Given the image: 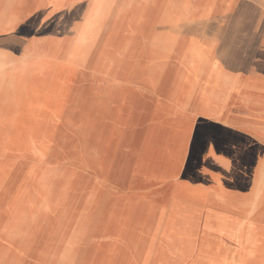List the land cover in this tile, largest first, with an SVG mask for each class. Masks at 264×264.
Returning a JSON list of instances; mask_svg holds the SVG:
<instances>
[{"label":"rangeland","instance_id":"374dc122","mask_svg":"<svg viewBox=\"0 0 264 264\" xmlns=\"http://www.w3.org/2000/svg\"><path fill=\"white\" fill-rule=\"evenodd\" d=\"M80 1L42 0L45 5L43 10L40 7L39 10L24 11L21 10V0H10L7 2L9 5L0 3V53L12 62L29 60L37 67L56 62L64 42L77 28L82 15L86 17L83 19L88 34L92 36L100 29L89 44L87 55L81 57L84 63L78 69L75 81L77 98L65 116L56 121L55 136L47 138V135L31 132L25 155L9 151L5 157H0L7 161V174L0 183V264H55L58 261V257H55L57 249L65 244L69 204L73 198L79 200L80 195L93 188L94 184L100 189L103 204L107 201L117 203L121 210L138 207L148 197L160 193L163 184L141 186L135 183L132 176L139 159L140 145L143 144L139 135L137 139V134H143L150 127L148 113L156 109L159 102L173 101L171 92L165 88L169 83H177L176 86L181 88L190 82L195 83L192 98L184 100L180 112L182 120L191 125V131L203 126L200 101L209 99L210 108L216 106L222 110L223 122L259 151L263 163L254 177L249 179L250 195L237 209H231V213L246 223H264V0H224L225 5L215 7V10H196V13L189 10L191 16H197L199 21L192 24L193 20H190L188 30L185 32L186 27L182 29L181 34L185 33L186 40L190 42H185L183 46L178 44L174 51L162 46L156 53L164 55L169 50L166 62L156 67L162 81H167L166 86L158 87L152 97L144 94L141 101L133 103L131 123L125 127L129 137L118 147L117 155L105 171L97 169L96 174L90 175H85L88 169L86 163L97 156V148L92 143L93 128L85 126V117L90 110L92 114H98L104 103L111 101L116 93L129 94L128 79L134 70V61L137 59L138 67H142L166 10H157L147 34L139 44L151 12L143 10V19L130 30L127 44L116 48L112 44L105 45L109 31L114 24H123L134 10H117L107 20L101 17L97 25H92L90 14H82V10L74 9ZM106 1L112 4L116 0ZM171 2L175 4V0ZM230 2L233 5L240 2L252 5V10H248L249 15L253 19L257 16V19L251 28L241 31L235 50L227 57L226 46L233 32L234 18L240 12L226 8ZM68 6L71 10H65ZM209 16L211 22L209 18L202 40L204 53L201 56L187 55L193 33L203 28V22ZM198 59L197 68L195 61ZM180 68L182 74L173 76L172 72L177 73ZM13 77L0 84V125L5 122L0 131V154L20 117L21 108L13 107L12 103L15 99ZM163 118L169 122L178 119V115L166 114ZM34 120L30 116L23 120L28 131H31ZM227 161L214 160L210 164V169L218 177L217 189L234 179ZM193 176L186 174L184 180L193 179ZM15 183L21 186L20 194L23 195L17 203L9 205L7 195ZM36 189L40 190L41 195L33 202L29 213L18 220L23 213L24 202ZM59 197L61 204L57 212L44 215L48 202ZM226 202L227 198L219 191H208L207 209L227 212ZM100 214L99 205L82 233L81 243L65 257L69 264H82L87 249L99 241V237L91 233L99 223ZM63 218L66 221L59 222ZM157 220H162L159 215L154 216L149 225H136L130 251L133 261L135 257L139 258L136 247H144L158 224ZM217 255L212 254V258Z\"/></svg>","mask_w":264,"mask_h":264},{"label":"bare ground","instance_id":"6f19581e","mask_svg":"<svg viewBox=\"0 0 264 264\" xmlns=\"http://www.w3.org/2000/svg\"><path fill=\"white\" fill-rule=\"evenodd\" d=\"M8 1L10 0H0V3L7 4ZM132 1L136 0H116L112 4H108L106 0H88L82 14H90V22L97 25L101 17L107 20L117 10H128L127 6ZM223 1L175 0L173 4L171 0H160L157 9L149 12L146 31L140 36L139 44L141 38L147 34L157 10H166L142 67H138L137 59L134 61V70L128 79L129 94L116 93L111 101L104 103L100 113L94 115L90 110L85 117V126L93 128L90 130L92 143L97 148V156L87 160L88 169L85 175L95 174L97 169L105 171L115 158L118 147L129 137L125 127L131 123L133 103L141 101L144 94L152 97L158 87L164 84L166 86L167 81H162L156 67L166 62L169 50L175 49L178 44L183 46L185 42H190L189 39L186 40L185 33L181 34L182 29L186 27L185 32L188 30L190 20H193L192 24L199 21L197 16H191L189 10H194V13L196 10H215V7L225 5ZM30 3H35V10L45 7L42 0H21V10H30ZM226 8L240 10L235 15L233 32L226 46L229 57L235 50L241 31L251 28L257 16L251 18L248 10H252V5L242 2L236 5L230 2ZM133 10L123 24H114L107 36L106 46L112 44L121 48L127 44L130 30L137 27L143 19V10L139 7ZM83 18L86 19L81 16L80 23L64 42L59 58L54 63H43L37 67L33 62H28L29 60L23 63L9 61V57L6 58L5 54L0 53V84L14 75L15 99L12 103L13 107L21 108L20 117L10 138L3 145L1 158L9 151H15L16 155H25L31 132L47 135V138L54 137L57 131L56 121L64 117L65 112L74 105L77 98L75 81L78 69L84 63L81 57L87 55L89 44L100 32L98 28L92 36L88 34ZM209 18L210 16L204 20L205 25L201 30L193 33L187 55L201 56L204 53L202 40ZM162 46L168 47V52L164 55L156 54ZM198 62L199 59L195 61L197 68ZM181 69L177 73L172 72L173 76L179 77L182 74ZM176 84L169 83L165 87L171 92L173 101L159 102L156 109L148 113L150 127L143 134H137V139L139 135L143 144L140 145L133 180L141 186L161 183L164 186L160 193L148 197L138 207L124 210L117 203L111 204L107 201L103 204L96 184L82 193L79 200L73 198L66 214L69 218L65 229V244L58 247L55 255L58 261L55 264H69L65 257L81 243L82 233L87 229L99 205L101 219L94 229L99 241L87 249L86 259L82 264H264V223H246L231 213V209H237L249 197V179L261 167L262 156L250 142L223 122L222 110L216 106L209 107V99L200 101L203 126L191 131V125L182 120L180 112L184 100L187 97L192 98L195 83L190 82L183 88ZM166 114H176L178 119L167 122L163 118ZM28 116L35 118L31 131H28L23 122ZM4 124L5 122L0 125V131ZM214 160H228L234 176L231 182L222 184L221 189H217L218 177L210 169ZM189 173L195 177L184 180L186 174L190 176ZM6 174L7 161L0 159V183ZM17 187L18 190L15 191ZM10 189L7 195L9 205L17 203L23 195L20 194L21 186L16 183ZM210 190L219 191L227 198V212L207 209ZM32 194L24 202L23 213L18 220L29 213L41 192L36 189ZM60 204V197L50 200L44 215L56 213ZM156 214L164 220V225L161 226V220H157L158 224L144 247H136L139 258L135 257L133 261L130 251L134 243L132 238L135 227L141 223L149 225ZM65 221L66 218L59 220ZM214 253L218 255L212 258Z\"/></svg>","mask_w":264,"mask_h":264},{"label":"crops","instance_id":"0c3cea01","mask_svg":"<svg viewBox=\"0 0 264 264\" xmlns=\"http://www.w3.org/2000/svg\"><path fill=\"white\" fill-rule=\"evenodd\" d=\"M30 1H32V0H30ZM88 2V0H81L80 2H79V4L78 5H75V10H84V7H85V5H86V3ZM159 3H160V0H136V1H132L128 6H127V8H128V10H133L134 8H136V7H139L141 10H156L157 9V7H158V5H159ZM30 4H32V8L30 9V10H35V3L33 4V3H30ZM232 7H234V6H232ZM44 8H42V10H43ZM65 10H71V7L70 6H68L67 7V9H65ZM125 143V142H124ZM123 143V144H124ZM119 149V148H118ZM130 161V160H129ZM131 162V161H130ZM86 171V170H85ZM87 172V171H86ZM96 174V173H95ZM158 184H161V183H158ZM164 186V185H163ZM156 215H158V214H156ZM155 215V216H156ZM160 217V216H159ZM101 219V218H100ZM161 223H162V226L164 225L163 223H164V220H161ZM98 225V224H97ZM97 225H95V228L97 227ZM94 228V229H95ZM91 234H93L94 236H98V235H96L95 233H94V231L91 233ZM151 234L152 233H150V236H151ZM99 237V236H98Z\"/></svg>","mask_w":264,"mask_h":264}]
</instances>
